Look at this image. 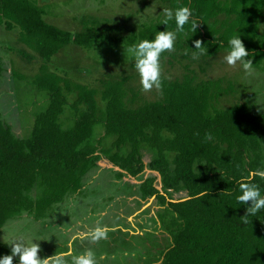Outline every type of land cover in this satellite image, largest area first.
<instances>
[{
    "label": "trees",
    "instance_id": "obj_1",
    "mask_svg": "<svg viewBox=\"0 0 264 264\" xmlns=\"http://www.w3.org/2000/svg\"><path fill=\"white\" fill-rule=\"evenodd\" d=\"M162 1L173 11L190 8L199 26L192 33L185 25L174 50L162 53L160 62L179 50L194 54L196 40L206 50L199 57H212L226 50L229 38L239 33L253 55L254 68L260 67L264 38L258 35L257 24L264 0ZM160 21L144 24L126 36L120 34L124 27L103 29L88 21L72 35L48 24L44 10L33 0H0V26L6 32L17 29L18 41L43 63L70 44L131 46L154 39L157 31L175 30L174 22L164 26ZM41 69L33 84L47 93L48 104L35 116L30 136L16 138L0 117V229L22 213L44 216L66 196L81 192L83 178L104 154H111L108 160L120 170L118 178L137 179L146 169L156 174L144 179L139 191L142 200L154 197L164 207L162 219L172 215L168 224L172 243L162 255V264H264V210L245 223L241 218L247 205L235 199L238 181L249 171L264 170L263 113L248 101L217 109L212 102L228 91L219 80L196 81L191 71L180 79L161 78L158 100L130 107L125 78L105 80L98 92L50 73L44 66ZM3 71L0 59V74ZM67 93L74 96L71 103ZM65 106L73 112L69 129L60 124ZM98 124L103 125L105 137L114 138L107 151L91 144ZM123 148L127 153H122ZM144 149L154 154L147 166ZM253 182L264 189V179L257 177ZM36 184L40 194L33 200L30 195ZM225 190L233 195H224ZM170 193H185L188 199L173 202ZM2 255L10 252L0 243Z\"/></svg>",
    "mask_w": 264,
    "mask_h": 264
},
{
    "label": "rangeland",
    "instance_id": "obj_2",
    "mask_svg": "<svg viewBox=\"0 0 264 264\" xmlns=\"http://www.w3.org/2000/svg\"><path fill=\"white\" fill-rule=\"evenodd\" d=\"M44 10V20L72 35L82 31L83 24L97 22L101 28L124 27L123 36L135 34L144 24L163 19L168 4L162 0H33ZM258 35L264 38V8L258 14ZM114 31L110 33L114 36ZM123 43H98L90 48L66 46L48 63L18 41V30L11 32L0 26V59L4 71L0 74V117L11 128L16 138L26 139L31 134L34 118L48 104V95L33 84L44 66L46 71L68 79L71 83L102 90L107 79H126V102L130 107L160 98V90L145 91L134 68V59ZM226 50L212 57L193 59V54L179 50L174 57H167L161 64V78L180 79L191 71L196 81H220L228 92L221 93L212 102L217 109L248 101L256 111L264 114V55L260 67L246 74L237 64L229 66L224 61ZM170 61V62H169ZM188 67L189 69H186ZM71 103L73 94L67 93ZM97 101L100 109L104 105ZM62 116V117H61ZM73 112L65 106L60 115L63 129L72 126ZM103 125L94 127L91 144L101 151L111 149L113 137L104 136ZM126 147V146H125ZM123 148L122 153H127ZM111 154H104L95 169L83 178V188L68 195L44 216L22 213L0 229V243L7 245L12 236L24 244L37 243L39 258L46 259L68 251L71 244L74 255L86 249L95 253L97 264H162L163 253L171 246L172 236L164 219V207L156 199H141L139 186L148 176L156 175L148 169L132 179L109 162ZM143 162L147 166L154 154L144 149ZM159 178L157 182H159ZM30 195L36 200L40 188L35 185ZM173 200L185 198V193H170ZM96 227L107 228V234L98 241L86 238ZM18 257L13 262L18 264ZM71 264V258H69Z\"/></svg>",
    "mask_w": 264,
    "mask_h": 264
},
{
    "label": "clouds",
    "instance_id": "obj_3",
    "mask_svg": "<svg viewBox=\"0 0 264 264\" xmlns=\"http://www.w3.org/2000/svg\"><path fill=\"white\" fill-rule=\"evenodd\" d=\"M169 22L175 23V30L157 31L154 39L141 40L126 50L129 56L134 59V68L145 91L153 88L161 89V54L165 51L174 50L177 35L185 32V25H189V30L192 33H195L199 26L188 7H180L174 11L165 8L160 24L166 26ZM193 47V59H199L200 55L205 54L206 50L201 41H194ZM252 57V53L247 51L244 46L241 34L234 33L228 40L226 55L224 56L226 64L229 66L239 64L246 74H250L254 70ZM257 177L264 179V170L249 171L247 176L238 181L239 195L235 199L238 203L247 205L245 215L241 218L245 223L248 222L249 216H256L261 210H264V189L260 184L253 182ZM223 194L229 197L233 195L231 191L226 190ZM107 231V228L96 227L87 234L86 238L98 241L106 236ZM7 245L11 247V254L0 256V264H13L15 257L19 258L18 264H69V258H71V264H97L95 253L91 249L74 255L71 244L68 251L46 259L39 258L40 246L37 243H28L25 246L17 242L16 236H12Z\"/></svg>",
    "mask_w": 264,
    "mask_h": 264
},
{
    "label": "water",
    "instance_id": "obj_4",
    "mask_svg": "<svg viewBox=\"0 0 264 264\" xmlns=\"http://www.w3.org/2000/svg\"><path fill=\"white\" fill-rule=\"evenodd\" d=\"M158 189L160 190V187L158 186ZM188 198H186V199H183V200H181V201H184V200H187ZM174 202V201H173Z\"/></svg>",
    "mask_w": 264,
    "mask_h": 264
}]
</instances>
